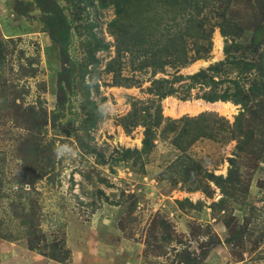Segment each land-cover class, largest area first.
<instances>
[{
    "label": "rangeland",
    "instance_id": "obj_1",
    "mask_svg": "<svg viewBox=\"0 0 264 264\" xmlns=\"http://www.w3.org/2000/svg\"><path fill=\"white\" fill-rule=\"evenodd\" d=\"M188 259L264 264V0H0V264Z\"/></svg>",
    "mask_w": 264,
    "mask_h": 264
},
{
    "label": "trees",
    "instance_id": "obj_2",
    "mask_svg": "<svg viewBox=\"0 0 264 264\" xmlns=\"http://www.w3.org/2000/svg\"><path fill=\"white\" fill-rule=\"evenodd\" d=\"M127 49L130 50V51H132V47L131 48H127ZM135 50H136V48H135ZM148 59H149V57H146V61ZM161 61H162V59H160L156 63H152L151 61H148V62H146L145 66L146 65H149V66H152L154 70H157L158 68H160L159 65L162 64ZM177 61L179 62L180 65H185V64H187L190 61V59H189L188 56L184 55V56H182V58H179ZM200 74H201V72L200 73L197 72V73H195L192 76H193V78H197ZM161 81H163V82L166 81L167 82V79H165V80L162 79ZM156 94H157V99L160 102V100L163 99L164 97L169 96V95H172L173 94V89H169V88L168 89H164L163 91L161 90L159 93H156ZM217 99H218V97H215V96H213V97L212 96H207L206 97V100H208V101H216ZM157 113H158V117H160L161 116L160 106H159V109L157 110ZM135 115H136V111L134 110L133 112H128V115L127 116L130 117V118H134ZM143 124L145 126V129H144V137H143L142 142H143L144 146H147L150 143V130H149V127H148V125L146 123H143ZM186 261H187L186 264H191L192 263L191 259H188Z\"/></svg>",
    "mask_w": 264,
    "mask_h": 264
},
{
    "label": "bare ground",
    "instance_id": "obj_3",
    "mask_svg": "<svg viewBox=\"0 0 264 264\" xmlns=\"http://www.w3.org/2000/svg\"><path fill=\"white\" fill-rule=\"evenodd\" d=\"M224 103H227V102H224Z\"/></svg>",
    "mask_w": 264,
    "mask_h": 264
}]
</instances>
